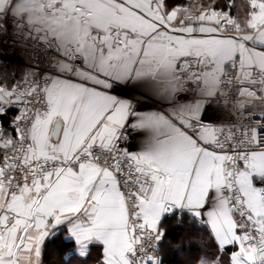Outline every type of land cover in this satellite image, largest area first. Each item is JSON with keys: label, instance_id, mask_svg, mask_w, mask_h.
Wrapping results in <instances>:
<instances>
[{"label": "snow or ice", "instance_id": "snow-or-ice-1", "mask_svg": "<svg viewBox=\"0 0 264 264\" xmlns=\"http://www.w3.org/2000/svg\"><path fill=\"white\" fill-rule=\"evenodd\" d=\"M247 5L0 0V264L52 243L54 264H264V0Z\"/></svg>", "mask_w": 264, "mask_h": 264}, {"label": "crops", "instance_id": "crops-1", "mask_svg": "<svg viewBox=\"0 0 264 264\" xmlns=\"http://www.w3.org/2000/svg\"><path fill=\"white\" fill-rule=\"evenodd\" d=\"M247 9H248L247 0H240V1H238L237 6H236V11H237V13L240 12L239 16L241 15L240 16V19L242 21H243V19L245 17V14H246ZM53 245H54V243L48 245V251L50 252L48 254V257L50 259L48 260L47 258H45L46 264H54V262L57 260V249ZM208 250L209 249H206L202 254H199V255H203ZM97 255H98V252L94 248V250L90 254V257L88 258V264H96V257H97ZM197 255H193L192 256L190 254V257L192 259H195ZM183 256H184L185 259L188 258V256H186V255H183ZM197 264H198V262H197Z\"/></svg>", "mask_w": 264, "mask_h": 264}, {"label": "trees", "instance_id": "trees-1", "mask_svg": "<svg viewBox=\"0 0 264 264\" xmlns=\"http://www.w3.org/2000/svg\"><path fill=\"white\" fill-rule=\"evenodd\" d=\"M238 1H240V0H234V3H235V5L237 6V3H238ZM181 2H183V0H181ZM232 14L234 15V16H239V14H240V12L239 13H237V11H236V7H234L233 9H232ZM241 16V15H240ZM239 16V17H240ZM19 62V60H14V61H12V63H18ZM16 113H15V111L13 110V111H10L9 113H8V116H7V119H10L13 115H15ZM197 243H199V248H196V247H194V248H192L191 249V252H190V254L193 256V255H199V254H202L206 249H208V248H206L205 246H204V244L202 243V242H197ZM56 249H57V244L56 243H54V245H53ZM47 252H48V254L50 253L49 251H48V249H47ZM48 254L45 256V258H47L48 260L50 259L49 257H48ZM197 255V256H198ZM196 256V257H197ZM182 260H185V258H184V256L183 255H170L168 258H167V260H166V264H178V262H180V261H182Z\"/></svg>", "mask_w": 264, "mask_h": 264}, {"label": "built area", "instance_id": "built-area-1", "mask_svg": "<svg viewBox=\"0 0 264 264\" xmlns=\"http://www.w3.org/2000/svg\"><path fill=\"white\" fill-rule=\"evenodd\" d=\"M17 51H19V49H17ZM4 59H11V61L19 60L18 57H13V58L4 57Z\"/></svg>", "mask_w": 264, "mask_h": 264}]
</instances>
